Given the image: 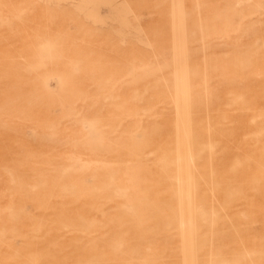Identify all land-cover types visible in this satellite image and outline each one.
Masks as SVG:
<instances>
[{
	"label": "rangeland",
	"instance_id": "rangeland-1",
	"mask_svg": "<svg viewBox=\"0 0 264 264\" xmlns=\"http://www.w3.org/2000/svg\"><path fill=\"white\" fill-rule=\"evenodd\" d=\"M192 262L264 264V0H0V264Z\"/></svg>",
	"mask_w": 264,
	"mask_h": 264
},
{
	"label": "bare ground",
	"instance_id": "bare-ground-1",
	"mask_svg": "<svg viewBox=\"0 0 264 264\" xmlns=\"http://www.w3.org/2000/svg\"><path fill=\"white\" fill-rule=\"evenodd\" d=\"M248 1V0H247ZM251 1V0H250ZM173 4V3H172ZM178 4V3H177ZM173 6V5H172ZM178 7H179V5H178ZM173 8V7H172ZM178 9V12H179V10H180V8H177ZM177 13V12H176ZM173 17H175V16H173ZM178 17V16H177ZM182 18V17H181ZM173 20H174V18H173ZM178 20V19H177ZM228 21H230V19L228 20ZM173 22V21H172ZM231 22V21H230ZM181 23V22H180ZM173 29V28H172ZM235 30V29H234ZM183 32V31H182ZM183 36V35H182ZM174 37V36H173ZM222 38H224L223 36H221ZM241 39V38H240ZM179 40V39H178ZM230 46H232V45H230ZM179 48H180V46H178ZM180 50V49H179ZM35 56V55H34ZM174 58V57H173ZM180 58V57H179ZM175 60H178V59H175ZM179 62V61H178ZM180 64V63H179ZM184 73V72H183ZM185 92V91H184ZM185 95H186V93H185ZM186 97H187V95H186ZM176 107V106H175ZM176 110H177V108H175ZM258 109V108H257ZM259 110V109H258ZM260 111V110H259ZM260 113V112H259ZM259 115H261V114H259ZM189 116V115H188ZM262 117H263V115H261ZM179 118H181V117H179ZM181 122V121H180ZM90 123V122H89ZM183 125V124H182ZM178 127V126H177ZM184 128V127H183ZM190 128H191V126H190ZM188 131V130H187ZM208 135H209V133H208ZM188 139V138H187ZM220 142V141H219ZM188 143V142H187ZM178 146V145H177ZM188 146V145H187ZM186 146V147H187ZM188 148H189V146H188ZM211 149V148H210ZM187 152V151H186ZM189 153V152H188ZM189 156V155H188ZM190 157H191V154H190ZM209 159H211V158H209ZM201 161V160H200ZM211 162V161H210ZM189 165V164H188ZM186 169V168H185ZM212 179V178H211ZM237 184V183H236ZM176 187V186H175ZM190 187V186H189ZM178 188H179V186H178ZM182 189V188H181ZM189 191H190V189H189ZM213 194V193H212ZM179 195V194H178ZM216 200V199H215ZM16 204V203H15ZM190 204V203H189ZM195 206V205H194ZM19 208H20V206H19ZM198 208V207H197ZM48 211V210H47ZM188 211H191V210H189L188 209ZM198 213V212H197ZM190 214V213H189ZM188 214V215H189ZM192 216V215H191ZM189 219H190V215H189ZM190 222H191V220H189ZM194 226L196 227V225L194 224ZM189 227V226H188ZM184 230V229H183ZM186 231V230H185ZM196 233V232H195ZM33 234H34V232H33ZM38 234V233H37ZM41 234V233H40ZM187 234V233H186ZM191 234V233H190ZM188 236H189V233L187 234ZM192 235V234H191ZM197 235V234H196ZM195 235V236H196ZM134 236H136V235H134ZM182 236H183V234H182ZM185 236V235H184ZM194 236V238H195V240H196V237ZM198 236V235H197ZM189 237H191V236H189ZM183 238V237H182ZM183 240H184V238H183ZM144 241V240H143ZM145 242V241H144ZM192 242V241H191ZM184 252V251H183ZM49 254V253H48ZM192 254V253H191ZM193 255V254H192ZM185 257V256H184ZM140 261V260H139ZM142 264V263H141ZM192 264H193V262H192Z\"/></svg>",
	"mask_w": 264,
	"mask_h": 264
}]
</instances>
